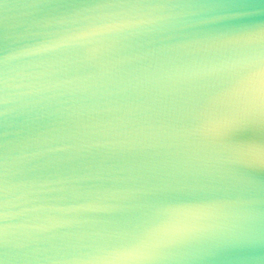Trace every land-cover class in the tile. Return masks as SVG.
<instances>
[{
    "label": "water",
    "instance_id": "1",
    "mask_svg": "<svg viewBox=\"0 0 264 264\" xmlns=\"http://www.w3.org/2000/svg\"><path fill=\"white\" fill-rule=\"evenodd\" d=\"M260 29L264 0H0V264H264L259 126L198 131L254 99L216 98Z\"/></svg>",
    "mask_w": 264,
    "mask_h": 264
},
{
    "label": "snow or ice",
    "instance_id": "2",
    "mask_svg": "<svg viewBox=\"0 0 264 264\" xmlns=\"http://www.w3.org/2000/svg\"><path fill=\"white\" fill-rule=\"evenodd\" d=\"M95 31L103 32L105 29L101 28ZM244 38L250 41L259 39L264 42V29H260L258 32L249 30ZM250 89L254 91L255 96L249 104L237 108L220 119L205 121L198 131L213 138H220L226 135L230 129L247 128L254 123L258 124L259 140L253 143L249 151L254 160L264 167V61L254 65L251 71L237 74L236 79L216 99L240 96ZM165 230L167 229H146L135 238L132 247L124 250L121 255L135 257L140 249L147 247L152 242L155 233Z\"/></svg>",
    "mask_w": 264,
    "mask_h": 264
}]
</instances>
